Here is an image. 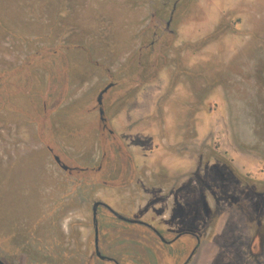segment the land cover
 Returning a JSON list of instances; mask_svg holds the SVG:
<instances>
[{
  "label": "rangeland",
  "instance_id": "374dc122",
  "mask_svg": "<svg viewBox=\"0 0 264 264\" xmlns=\"http://www.w3.org/2000/svg\"><path fill=\"white\" fill-rule=\"evenodd\" d=\"M151 1L157 9L168 0H0V72L36 52L43 56L35 66L44 68L45 44L61 38L103 60L112 45L118 55L131 45L135 55L144 42H152V31L144 34ZM173 4L157 9L166 24ZM176 10L171 40L159 58L151 52L145 58L142 81L115 78L114 129L134 173L118 188L98 186L92 194L79 193L61 211H44L59 180L44 163L38 139L30 145L33 127L3 115L1 102L8 97L3 99L0 88V161L16 150L37 168L34 175H19V187L27 188L21 195L11 185L0 190L2 238L50 215L40 232L43 238L52 230L59 238L54 254L64 245L90 252L92 205L102 201L132 215L143 210L146 219L198 236L196 264H264V0H180ZM121 55L114 61L125 59ZM73 85L78 97L88 91L84 83ZM69 155L76 158L77 152ZM44 169L53 173L51 179ZM2 179L13 178L0 170V189ZM30 189L39 206L32 217L21 211ZM54 258L52 264H60Z\"/></svg>",
  "mask_w": 264,
  "mask_h": 264
},
{
  "label": "flooded vegetation",
  "instance_id": "af4514ba",
  "mask_svg": "<svg viewBox=\"0 0 264 264\" xmlns=\"http://www.w3.org/2000/svg\"><path fill=\"white\" fill-rule=\"evenodd\" d=\"M173 1L171 22L180 0H168L157 7L168 8ZM155 3L151 1L150 26L144 31V34L152 31V42L149 45L144 42L135 55L131 45L123 48L122 55H118L116 45H112L108 50L109 58L103 60L95 58L88 47L71 45L69 39L61 38L45 44L44 58L47 59L42 61L44 68L35 66L36 59L43 56V53L36 52L0 72V88H4L2 97H8L1 102L3 115L10 114L17 121L33 127L30 145L35 147L38 139L46 153L44 163L50 165L59 180L46 207L43 206L44 211H61L81 192L83 195L92 194L98 186L115 189L119 183L133 178L132 157L114 129L118 100L114 98V91L119 86L115 78L125 76L131 81H142L148 69L145 58L150 52L152 57L157 54L159 58L162 47L171 40L169 26L158 16ZM120 55L125 59L114 61ZM39 78H44V82ZM4 79L9 92L5 90ZM16 79L23 83L22 87L13 82ZM73 81L84 83L88 91L76 96ZM78 148H81L80 152ZM70 151L77 152L76 158L69 155ZM15 153L16 150L10 159L1 158L2 174L7 173L13 179H8L9 182L2 179L0 190H10L11 185L13 193L21 195L27 188L19 187V175L27 172L34 175L37 168L30 156L26 160ZM45 170L42 174L51 179L53 173ZM32 196L33 189H30L29 193L23 194L21 203V211L30 213L29 216L39 208L32 203ZM20 201V197L14 198L13 204ZM97 203L106 207L98 206L95 221L93 207ZM49 218L50 215L44 217L15 237L0 236V264H19L17 261L20 260L52 264L54 257L60 259V264H196L201 243L199 237L190 232L175 231L156 218L146 219L143 210L132 215L95 201L92 205L91 251H68L64 245L60 254H54L53 244H58L59 238L53 237L52 230H49L43 233V239L40 232L50 222ZM60 239L63 245L62 237Z\"/></svg>",
  "mask_w": 264,
  "mask_h": 264
},
{
  "label": "water",
  "instance_id": "95a60500",
  "mask_svg": "<svg viewBox=\"0 0 264 264\" xmlns=\"http://www.w3.org/2000/svg\"><path fill=\"white\" fill-rule=\"evenodd\" d=\"M172 16H173V15H172ZM171 21H172V17H171L170 21L167 23L168 26H170ZM99 205H102V206H105V207H106V205H104V204H102V203H97V204L94 205V207H93V209H94V220H95V217H96V211H97V208H98ZM95 221H96V220H95Z\"/></svg>",
  "mask_w": 264,
  "mask_h": 264
}]
</instances>
